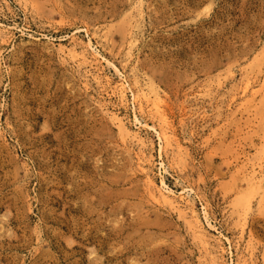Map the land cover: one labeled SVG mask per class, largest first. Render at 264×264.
<instances>
[{"label":"rangeland","instance_id":"obj_1","mask_svg":"<svg viewBox=\"0 0 264 264\" xmlns=\"http://www.w3.org/2000/svg\"><path fill=\"white\" fill-rule=\"evenodd\" d=\"M0 264H264V0H0Z\"/></svg>","mask_w":264,"mask_h":264}]
</instances>
